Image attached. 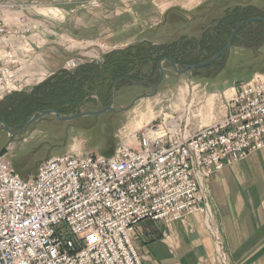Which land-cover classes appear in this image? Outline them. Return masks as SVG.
<instances>
[{
	"label": "built area",
	"instance_id": "built-area-1",
	"mask_svg": "<svg viewBox=\"0 0 264 264\" xmlns=\"http://www.w3.org/2000/svg\"><path fill=\"white\" fill-rule=\"evenodd\" d=\"M39 28L0 2V103L31 86L24 71ZM79 66L70 60L66 70ZM228 90L230 97L218 95L223 115L194 131L185 124L191 113L165 114L111 155L69 151L26 179L0 156V264H143L136 247L142 222L194 214L210 221L206 182L264 149V73Z\"/></svg>",
	"mask_w": 264,
	"mask_h": 264
},
{
	"label": "crops",
	"instance_id": "crops-1",
	"mask_svg": "<svg viewBox=\"0 0 264 264\" xmlns=\"http://www.w3.org/2000/svg\"><path fill=\"white\" fill-rule=\"evenodd\" d=\"M209 1L227 0H0L41 25L31 36L37 49L24 71L33 86L66 69L70 60L100 62L140 42L158 45L172 26L165 22L170 12L191 13ZM206 184L210 221L194 214L170 224L138 226L136 247L143 264H264V149L227 165Z\"/></svg>",
	"mask_w": 264,
	"mask_h": 264
},
{
	"label": "rangeland",
	"instance_id": "rangeland-1",
	"mask_svg": "<svg viewBox=\"0 0 264 264\" xmlns=\"http://www.w3.org/2000/svg\"><path fill=\"white\" fill-rule=\"evenodd\" d=\"M127 1L133 3V0ZM238 2L239 0L237 3L227 0L215 5L213 1H209L207 3L209 5L191 13L181 10L170 12L165 22L172 26L167 30L168 34L159 40V44L178 42L184 37H187L189 42L192 39L200 40L204 31L212 27L216 28L224 15L230 14L226 21L236 19L235 15L241 17L244 5L247 4L251 5L256 12L264 13V0H247V3L242 5ZM248 25L235 39L233 47L207 68L180 75L173 71L169 63H166L165 77L157 95L138 101L129 111L80 117L68 122H61L53 116H47L24 128L23 124L36 117L34 116L18 127H10L16 128L15 130L19 132L12 135L0 126V156L5 155L19 175L26 178L36 174L41 162L69 151L111 155L120 141H125L148 124L159 123L165 114L182 116L183 110L186 111L184 101L193 95L195 102L190 109L189 121H185V124L189 125L191 131L212 124L213 120L220 118L224 112L223 102L218 95L225 91L227 95L228 89L237 83L248 81L255 73H264V37L252 34L257 30V25L253 23ZM208 34L211 41L214 35ZM198 52L197 49L192 51V56L198 57ZM155 77L159 78L156 73ZM34 87L31 84L22 93H28ZM190 90H192L191 94ZM151 91L149 86H119L114 106L117 109L127 107L135 98ZM112 97L113 94L111 100ZM212 99L213 102H211ZM91 100L94 104L90 106H95L92 111L106 108L101 106L96 94L91 96ZM210 109H214L213 113ZM78 112L88 111L81 107Z\"/></svg>",
	"mask_w": 264,
	"mask_h": 264
},
{
	"label": "trees",
	"instance_id": "trees-1",
	"mask_svg": "<svg viewBox=\"0 0 264 264\" xmlns=\"http://www.w3.org/2000/svg\"><path fill=\"white\" fill-rule=\"evenodd\" d=\"M241 13V17L235 15L236 19L227 21L225 19L230 17V14L224 15L216 28L204 31L200 40L192 39L189 42V39L184 37L178 42L158 46H154L153 42H140L108 53L100 62L85 63L72 71L60 70L30 92L15 93L7 97L0 103V119L5 121L8 127H18L25 120L48 110L58 111L62 116L76 114L81 107L89 112L95 107L90 106L94 104L91 96L95 94L101 106L107 107L114 85L120 78L156 83L157 64L164 57L172 58L180 67L199 64L214 57L226 45L236 24L257 16L251 6H245ZM253 24L257 25V30L252 34L264 37V23ZM246 27L247 25L239 29L237 37ZM208 33L214 35L211 41ZM196 49L199 51L198 57L192 56L191 53ZM123 85L132 86L122 80L118 83V89Z\"/></svg>",
	"mask_w": 264,
	"mask_h": 264
},
{
	"label": "water",
	"instance_id": "water-1",
	"mask_svg": "<svg viewBox=\"0 0 264 264\" xmlns=\"http://www.w3.org/2000/svg\"><path fill=\"white\" fill-rule=\"evenodd\" d=\"M255 22H263L264 23V18L255 17V18L249 19L247 21L238 23L236 25L235 29L233 30L228 42L224 46V48H222L214 57H212L211 59H209L205 62H202L199 64L187 65L185 67H180L172 58H170V57L162 58L157 64L156 76H159V78H158V81L156 83H151L149 81L134 82L128 78H120L114 85L113 92H112V94H113L112 100H111L109 106H107L106 108H101L97 111L78 112L76 114L69 115V116H62L58 111L48 110V111L40 113L38 116L32 118L27 123L23 124V127L28 128L33 123H35V122L39 121L40 119L45 118L47 116H53L61 122H68V121H71V120H74V119H77L80 117L99 116V115L110 113V112L115 113V114H119L122 112L129 111L134 107V105L138 101L143 100V99L153 98L157 95L158 89H159L160 85L162 84L164 77H165L164 65L166 63H169V65L173 69V71L176 72L177 74H180V75L187 74L194 69H202V68L208 67V66L214 64L218 59H220L227 51H229L232 48L234 37H235L237 31L242 26L252 24ZM122 80H126L130 85L136 86V87L149 86L152 91L148 94H143V95L138 96L137 98H135L133 100V102L129 106L117 109L114 106V102H115V97H116V94L118 91V83ZM0 126L2 127V129L4 131L8 132L11 135L14 133H19L15 130L16 128L11 129L10 127L7 126L6 122L1 120V119H0Z\"/></svg>",
	"mask_w": 264,
	"mask_h": 264
},
{
	"label": "bare ground",
	"instance_id": "bare-ground-1",
	"mask_svg": "<svg viewBox=\"0 0 264 264\" xmlns=\"http://www.w3.org/2000/svg\"><path fill=\"white\" fill-rule=\"evenodd\" d=\"M191 91L192 90H190V94H191ZM193 93V92H192ZM231 94H232V90H228L227 91V95H228V97H230L231 96ZM194 96V95H193ZM193 96H190L187 100H185L184 101V106H185V112L188 114V113H190L191 111H190V109L192 108V106H193V104H194V102H195V99H194V97ZM213 96H215V95H213ZM213 98V97H212ZM211 102H213V99H212V101ZM210 110H212V109H210ZM214 110V109H213ZM213 110L211 111L212 113H213ZM210 112V113H211ZM211 113V114H212ZM187 117H186V120L187 121H189V115H186ZM196 116H200V115H196ZM213 227V226H212ZM215 231V230H214Z\"/></svg>",
	"mask_w": 264,
	"mask_h": 264
},
{
	"label": "flooded vegetation",
	"instance_id": "flooded-vegetation-1",
	"mask_svg": "<svg viewBox=\"0 0 264 264\" xmlns=\"http://www.w3.org/2000/svg\"><path fill=\"white\" fill-rule=\"evenodd\" d=\"M245 6H251V5H249V4H247V5H244V7ZM252 7V6H251ZM255 17H260V18H264V13H262V12H259V11H257V16H255ZM237 25V24H236ZM245 26V25H244ZM236 27V26H235ZM243 27V26H242ZM235 29V28H234ZM239 31V30H238ZM238 31H237V33H236V35H235V37H234V40H233V43L235 42V39L237 38V34H238ZM233 32V31H232ZM232 34V33H231ZM232 47H233V44H232ZM224 48V47H223ZM209 67V66H208ZM205 68H207V67H205ZM194 70H196V69H194Z\"/></svg>",
	"mask_w": 264,
	"mask_h": 264
}]
</instances>
